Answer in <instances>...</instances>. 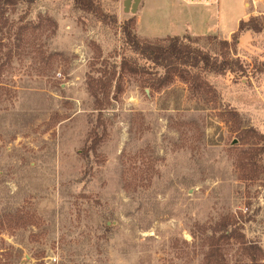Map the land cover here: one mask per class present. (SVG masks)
I'll return each mask as SVG.
<instances>
[{
  "label": "rangeland",
  "instance_id": "1",
  "mask_svg": "<svg viewBox=\"0 0 264 264\" xmlns=\"http://www.w3.org/2000/svg\"><path fill=\"white\" fill-rule=\"evenodd\" d=\"M95 1L109 20L73 0L0 15V264H264V31L227 46L179 35L243 72H201L198 92L177 78L155 90L163 71L123 26L166 44L164 0L135 14ZM123 60L143 71L120 72ZM114 70L98 107L91 88ZM222 225L232 238L210 246Z\"/></svg>",
  "mask_w": 264,
  "mask_h": 264
},
{
  "label": "trees",
  "instance_id": "2",
  "mask_svg": "<svg viewBox=\"0 0 264 264\" xmlns=\"http://www.w3.org/2000/svg\"><path fill=\"white\" fill-rule=\"evenodd\" d=\"M34 2L35 0H0V15H3L9 8L15 7L19 4L30 7ZM73 3L75 9L84 13L93 14L102 22L109 20V16L102 12L100 5L95 0H73ZM127 25H129V22L123 26V34L130 49L138 56H141L146 61L150 62L153 68L163 71L162 75L154 78L152 82L148 84L151 89H161L167 84H170L174 78H177L184 84H188L191 90L198 92L204 88V85L201 82V72L211 71L219 75L226 72H243V69L238 61L229 62L222 60V62L218 63L213 60L209 54L204 53L198 48H192L191 46L184 44L182 42V38L179 36L169 38L164 45L149 44L145 42L142 43L131 34V30ZM262 31H264V23L260 25L257 18L251 17L247 22H239L238 29L232 35L231 40L236 43L239 35L243 32H252L257 34ZM223 45L227 46V41H223ZM139 69L140 68L136 65L129 66V63L124 60L120 64V72L122 73L129 72L132 74H138L143 71ZM115 74V70L111 71L109 76L105 78V81L99 80L98 84L91 88L93 96L96 99L100 97L102 100L101 103L96 100V103L99 104L98 107H102L105 103L109 104V91L112 88V83L116 76ZM113 89V95H116L119 91H121V87L116 84V82ZM100 117L101 114L99 113L98 118ZM97 127H99V125H97L96 128ZM98 143L99 140L97 135L90 137L88 141L89 147H86L87 153L95 151ZM250 164L253 165L254 163ZM221 228L222 233L219 238L215 239L212 237L210 246L214 247L219 239L232 238L233 232H228L225 225H222ZM216 231L220 232L219 229Z\"/></svg>",
  "mask_w": 264,
  "mask_h": 264
},
{
  "label": "crops",
  "instance_id": "3",
  "mask_svg": "<svg viewBox=\"0 0 264 264\" xmlns=\"http://www.w3.org/2000/svg\"><path fill=\"white\" fill-rule=\"evenodd\" d=\"M157 9H161L165 22H175L168 30L173 32V36H214L222 41L231 39L240 21L247 22L251 17L264 19L263 0H164ZM155 10L151 12L152 21L160 14Z\"/></svg>",
  "mask_w": 264,
  "mask_h": 264
},
{
  "label": "water",
  "instance_id": "4",
  "mask_svg": "<svg viewBox=\"0 0 264 264\" xmlns=\"http://www.w3.org/2000/svg\"><path fill=\"white\" fill-rule=\"evenodd\" d=\"M140 3L141 0H123V11L128 14H135Z\"/></svg>",
  "mask_w": 264,
  "mask_h": 264
}]
</instances>
